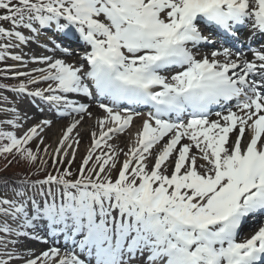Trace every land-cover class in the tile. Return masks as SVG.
<instances>
[{
	"label": "snow or ice",
	"instance_id": "1",
	"mask_svg": "<svg viewBox=\"0 0 264 264\" xmlns=\"http://www.w3.org/2000/svg\"><path fill=\"white\" fill-rule=\"evenodd\" d=\"M0 64V158L39 161L0 264H264V0H0ZM4 91L68 120L54 148Z\"/></svg>",
	"mask_w": 264,
	"mask_h": 264
},
{
	"label": "rangeland",
	"instance_id": "2",
	"mask_svg": "<svg viewBox=\"0 0 264 264\" xmlns=\"http://www.w3.org/2000/svg\"><path fill=\"white\" fill-rule=\"evenodd\" d=\"M49 38H56V37H54V36H52L50 34L47 35L46 33H42V36H40L39 40L36 43L31 44L29 47H26L25 51H30V52L35 53V54L41 53L43 51V49H41L40 45H42L43 42H48ZM29 67H35V65H30ZM19 70H27V69H19ZM10 93L8 94V96H10L9 99L12 102V105L16 106L18 108V110L21 112L22 115L24 113H27V116L29 117V119H27L25 121H22V123H24L25 127L31 126L32 124H34V123H36V122H38L39 120L42 119L41 118V119L38 120L39 117H35V115H34L35 112L31 108H29L30 106L26 102V101L29 100L27 97L18 98L15 94H13V96H12ZM12 105H8V106H12ZM0 118H4L2 114H0ZM89 121H93V120H89ZM67 123L68 122H65V121L63 122V121L55 120L53 122L52 127L49 128V129L52 130V131L56 130L57 133L56 132L55 133H53V132L50 133L51 138L49 140L45 139L44 140V144L45 145H51V147L54 148L56 146V142L58 141L59 137L61 136L60 133H62V129L65 127V125ZM61 124H63V125H61ZM85 124H84V126L81 125V127L78 128L80 133H82V131H85V127H86ZM5 128H6V130H11V129H8L7 126H5ZM78 129H77V131H78ZM33 143H34L33 145L36 144V142H33ZM88 145L89 144L85 143V142L84 143L83 142L80 143L79 150L80 151L84 150V153L81 156H78L76 158L74 164L72 165L73 170L76 169L79 166L81 158L86 154V148H87ZM33 147H35V146H33ZM50 151H51V149H50ZM41 155H42V153H41ZM44 158H46V157H44ZM2 164L3 163L0 164V167H1ZM18 164L21 165V166L18 165L21 169H25L26 167H28V165L26 163H24V162H19ZM15 168L16 167H12V168H9V169H10V171H13V170H15Z\"/></svg>",
	"mask_w": 264,
	"mask_h": 264
},
{
	"label": "bare ground",
	"instance_id": "3",
	"mask_svg": "<svg viewBox=\"0 0 264 264\" xmlns=\"http://www.w3.org/2000/svg\"><path fill=\"white\" fill-rule=\"evenodd\" d=\"M29 108H31V109L35 112V113H34L35 117H40V116H41V114L36 110L35 107H32V105H30ZM91 110H92L94 113H99V109H97V108H95V107H93ZM47 112H48V111H47ZM50 115H52V114H50ZM50 119H53V121H55V116L52 115ZM85 121L87 122V123H86L87 130H86L85 132H82V133H81V137H80V139H81V143H82V142H83V143L85 142V143L90 144V131H91V130L93 129V127H94V121H89V120H87V119H85ZM63 122H64V121H63ZM137 124H138V123H137ZM61 125H63V124H61ZM57 131H58V130H57ZM52 132L55 133L56 130H55V131H52V130H50V129H47V130H46V132L44 133L46 139L49 140V139L51 138L50 133H52ZM56 133H57V132H56ZM112 143L119 144L120 147H124L125 150H126V145H127V143H128V139H127L126 136H124V138L119 137L118 139L112 141ZM81 153H82V152L80 151V154H81ZM28 246H29L30 248H32V249H36L35 251L40 252V251L46 250L47 247H48L49 245L40 244L39 242H30Z\"/></svg>",
	"mask_w": 264,
	"mask_h": 264
},
{
	"label": "trees",
	"instance_id": "4",
	"mask_svg": "<svg viewBox=\"0 0 264 264\" xmlns=\"http://www.w3.org/2000/svg\"><path fill=\"white\" fill-rule=\"evenodd\" d=\"M3 163L0 167V192L3 190L5 184H14L15 182L20 181L21 178L24 176L30 174V172H34L32 169H21L17 162H13L11 165H9L7 168H5V164H7V161H5L3 158H0V164ZM16 167L15 170L10 171L9 168ZM3 184V185H2Z\"/></svg>",
	"mask_w": 264,
	"mask_h": 264
}]
</instances>
